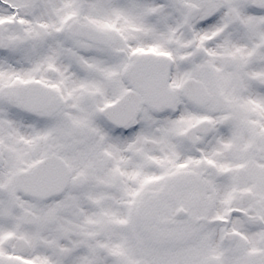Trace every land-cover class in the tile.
Returning a JSON list of instances; mask_svg holds the SVG:
<instances>
[{"label": "snow or ice", "instance_id": "snow-or-ice-1", "mask_svg": "<svg viewBox=\"0 0 264 264\" xmlns=\"http://www.w3.org/2000/svg\"><path fill=\"white\" fill-rule=\"evenodd\" d=\"M0 264H264V0H0Z\"/></svg>", "mask_w": 264, "mask_h": 264}]
</instances>
